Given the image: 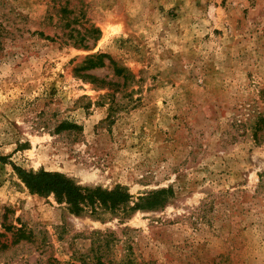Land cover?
I'll use <instances>...</instances> for the list:
<instances>
[{"label": "rangeland", "instance_id": "obj_1", "mask_svg": "<svg viewBox=\"0 0 264 264\" xmlns=\"http://www.w3.org/2000/svg\"><path fill=\"white\" fill-rule=\"evenodd\" d=\"M260 116L264 0H0V264H264ZM13 165L171 192L75 215Z\"/></svg>", "mask_w": 264, "mask_h": 264}, {"label": "trees", "instance_id": "obj_2", "mask_svg": "<svg viewBox=\"0 0 264 264\" xmlns=\"http://www.w3.org/2000/svg\"><path fill=\"white\" fill-rule=\"evenodd\" d=\"M90 31L95 32L96 30L91 29ZM97 65V63L92 64L93 67ZM263 125L264 118L260 116L253 124V134L255 135ZM0 160H3V157H0ZM13 170L30 192L39 195L53 194L58 202H64L69 212L75 215H79L87 209L96 212L100 207L110 211L120 209V211L125 213L128 210L157 206L165 200V195L171 192L167 189L154 191L149 195L138 197L139 201L130 206L128 201L131 195L121 186H116L112 190H103L99 187L89 188L77 184L59 172L44 170L37 172L25 171L15 165H13ZM98 252H100V246H98V251L96 250L91 258L96 264H104L101 260L102 255H99ZM106 264L114 263L107 262ZM118 264H136V262L134 259L127 258L125 261L121 260Z\"/></svg>", "mask_w": 264, "mask_h": 264}]
</instances>
